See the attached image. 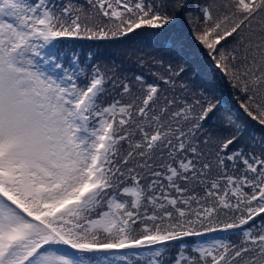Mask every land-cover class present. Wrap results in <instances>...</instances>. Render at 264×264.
<instances>
[{
    "label": "snow or ice",
    "instance_id": "obj_1",
    "mask_svg": "<svg viewBox=\"0 0 264 264\" xmlns=\"http://www.w3.org/2000/svg\"><path fill=\"white\" fill-rule=\"evenodd\" d=\"M86 3L0 0V264H264V0ZM139 29L150 78L59 48ZM185 29L233 107L183 80Z\"/></svg>",
    "mask_w": 264,
    "mask_h": 264
},
{
    "label": "trees",
    "instance_id": "obj_2",
    "mask_svg": "<svg viewBox=\"0 0 264 264\" xmlns=\"http://www.w3.org/2000/svg\"><path fill=\"white\" fill-rule=\"evenodd\" d=\"M68 0H56L57 4L67 3ZM73 3L83 6L86 10L88 5L86 0H73ZM195 4L196 0H192ZM150 29H139L127 37L114 41H94L88 39H64L59 41V48L68 55L65 61L75 51L79 54L80 60L84 65L96 64L101 69L115 68L117 73H126L129 77L144 74L149 77V69L155 71L152 64L153 58L167 59V50L163 41L156 40L151 35ZM171 34V33H169ZM185 51L184 63L187 68L183 80L188 82L194 90L201 88L208 91L214 99L219 100L226 107L222 111L231 108L235 104V97L239 95L232 88L227 80L218 78L210 69V61L205 55L204 50L187 34L185 29ZM143 62V66H141ZM264 137V130L254 126L251 122L248 124L245 132L244 144L247 145L249 134ZM224 216L220 217L221 221L226 220ZM233 242L238 241L237 235L232 232H216L203 237H193L188 239L189 246L191 241H211L214 238H228Z\"/></svg>",
    "mask_w": 264,
    "mask_h": 264
}]
</instances>
